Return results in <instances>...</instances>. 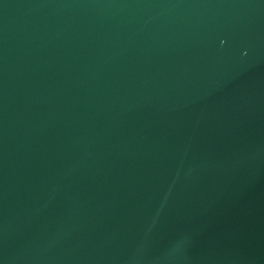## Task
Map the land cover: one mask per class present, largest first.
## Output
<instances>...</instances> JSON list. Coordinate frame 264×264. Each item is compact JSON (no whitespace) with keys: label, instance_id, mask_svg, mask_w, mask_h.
<instances>
[{"label":"water","instance_id":"95a60500","mask_svg":"<svg viewBox=\"0 0 264 264\" xmlns=\"http://www.w3.org/2000/svg\"><path fill=\"white\" fill-rule=\"evenodd\" d=\"M0 264H264V0H0Z\"/></svg>","mask_w":264,"mask_h":264}]
</instances>
